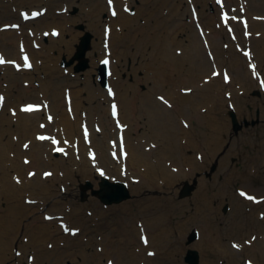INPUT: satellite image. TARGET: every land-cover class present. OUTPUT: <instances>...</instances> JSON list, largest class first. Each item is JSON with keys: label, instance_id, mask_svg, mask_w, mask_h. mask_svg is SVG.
<instances>
[{"label": "bare ground", "instance_id": "6f19581e", "mask_svg": "<svg viewBox=\"0 0 264 264\" xmlns=\"http://www.w3.org/2000/svg\"><path fill=\"white\" fill-rule=\"evenodd\" d=\"M23 1L28 2V0ZM192 1L195 2V0H169L171 23L175 22V28L183 33L186 32L187 38H189L188 42L184 40L183 37L180 38L183 42L186 41L184 46L181 45L176 38L170 39V34L174 33L172 30V33L168 31L170 27L163 24L164 19L161 13L162 3L156 5L154 0H142V4L137 8L135 16L123 11L129 8L131 4H135L134 0H117L118 11L115 18H112L113 16L109 14V18L100 19L98 16L99 11H105L103 7L100 10L93 7L92 12L89 13L87 26L93 31L96 38V41L93 42L94 48L97 50H105L107 48L105 43L112 46L116 44L123 46L124 52L121 55L123 59H119L120 64L117 65L119 73L127 71L126 60L128 59L127 55L130 46L133 48L132 56L134 58V67L141 68L143 66L145 69L155 70L152 75L149 74L148 70L147 72L144 71L142 77H135L134 83H126L125 80H121L116 76L115 61H110L109 73L110 75L116 76V78H110L109 85L110 88H116L117 92L113 98L107 96L105 100H108V102L101 101L100 107L99 104L94 106V111L96 114H99L100 124L102 126L101 134L94 144L98 150L96 152L94 148L96 152L94 160H91V157H84L85 150H92L91 146L87 145L84 147L82 149L83 154L74 155L72 153V148L75 146H71L73 142L72 139L65 143V141H67L66 132L69 131L68 128H71L72 122H76L74 119L76 111H73V108L78 110L80 107V101L76 100L75 93H73L72 96L70 95L71 102L68 101L65 94L64 97H60L58 101L56 98L52 100L50 102L51 104L48 106L44 105L46 104L44 100L42 107L32 112L21 111V105L19 103L18 111L16 112L18 120L17 129H23L24 132L18 137L17 142L20 143L22 139H30L33 131H35V134L34 139L30 140L28 148H26V150L23 149L24 147L19 148L17 154L13 156V158L10 157V159L15 165L14 168L18 176L26 180L25 185L27 186V192L34 195L30 198L42 203L43 207L41 212L43 213L46 210L49 211L50 213L46 214H49L52 219H47L48 221L44 222L41 220L40 215H37L33 217L32 221L26 222L24 220L28 214L26 206L20 202L18 197L14 205H7L6 209L0 206V252L2 255L11 248L14 242L24 245L23 239L21 238L22 233H24L28 237L30 234L29 240L38 243L40 246L39 252H37L36 255V263L33 264H64L67 260L73 261L74 264H93L94 262L95 264H108L109 261H112V264H139V260L142 257L140 252H135L134 249L127 252L119 239H112L109 236L107 237V235L103 239L102 233L99 232L103 228L102 225L96 223L94 228L88 227V219L86 216L84 217L85 222L82 220L75 221L81 222L82 225L85 226L87 232L84 231L82 225H77L79 231L76 237H71L70 234H63V232H65V227L70 230L71 225L75 224L73 221V217L77 216L75 205L78 209L81 206L78 203H74L69 198H65L64 201H61V196L63 194L61 189L63 190L66 183L65 177L71 179L70 172L72 164L75 163L78 165L75 169L77 178L80 176L87 177L89 175H95L98 178L103 175L116 176L117 178L126 180L135 189L136 193L139 194L145 189L159 190L166 188V185L170 186L181 182H183V185L187 184V182L193 179L194 170L208 166L222 157L220 160V168L221 174L225 177V181L221 187L215 186L217 183L216 179H214L212 183L200 179V182L198 181L199 185H197L198 188L195 193L192 192L194 194L190 196L191 199L187 196L177 202L174 193L170 194V198L165 199H158L161 197H154L155 195L148 197L141 196V198L137 200V204L133 202L128 205L127 203L114 209V211L118 213L130 209V213L127 217L120 220L118 231L123 234L126 233V242L135 243L142 229L151 232L152 235L157 230L165 228L164 230L167 231L175 225L174 228L178 232L185 233L187 228L195 224L200 233L196 245L203 252L202 264H221V259H225L228 264H240L238 258H242V255H251L254 259L257 255L260 264H264V218L256 219L252 213H243V203L240 198H237L236 192L231 187V178L234 172L229 166V159L234 151L231 149V146L223 140L217 141V136L223 138L224 135L228 133L229 128L228 121L221 118L223 105L228 101L243 99L242 95L254 86L258 85L259 88L264 90V47L257 49L254 53L256 60L253 59V53L250 57L242 53L245 57L243 66L240 58H233L234 60H231L230 67L240 73V75L237 74L238 79L236 83L238 85L235 88H231L234 79L229 75L228 82L226 83L225 76L227 75L224 73L225 70L221 68L225 66L223 63L224 59L221 57V48L226 44L220 45V37L222 35L220 28L219 30L212 27L206 29V27L201 24L204 20L202 17L203 12L200 10H193L191 12V7L193 6ZM226 1L224 0L225 9L233 3H244L245 12L251 11L253 14L259 12L261 16H264V0L258 5H255V0H248V3L244 0ZM1 2H3V0H0V3ZM51 2L49 4H51ZM148 2L150 6H148ZM28 4L31 5L30 3ZM153 5L154 8L152 7ZM216 7L218 8V6ZM48 8L52 10L51 5ZM48 8H46V13L44 9L37 11V13H40V18L36 20H39L37 23L40 22V25L35 27L28 35L24 34L21 30L26 24L24 21H20L17 27L18 29L6 32L0 31V52H2L0 57L7 53L9 60L19 58L24 62V53H29L32 57V63H34V61L36 63V55H38L39 52L34 50V45L32 47L33 49H31L30 44L33 41L34 44L40 43V39L37 36L38 30L40 28L46 29L47 25H50L48 23L44 24L46 18L55 17V13L50 12ZM0 9L3 14L0 16V19L16 17V13L11 11L10 6L4 7L0 5ZM194 11L196 14H193ZM21 14L22 12H20V16L23 17ZM140 18H142V22H138ZM230 18L228 22H230ZM209 19H213V17L210 16L205 19L207 28L208 23H210ZM81 20H84V18ZM106 21L110 23L111 37L108 36L110 40L105 39L107 36L104 34L106 32L104 27H108L104 25ZM262 21H264L263 17H259L258 22L253 21L252 17H250L247 24L248 29H251V31L259 29L262 31L260 28ZM197 24L201 25L204 36L198 33ZM118 25H120V27L117 29ZM121 27L122 32H117L121 30ZM160 28L164 29L165 35L158 36L157 31ZM53 29L55 28L50 29L49 34L50 44L43 45L45 49L43 48L41 51L47 55V59H52L50 51L57 47L52 37ZM86 34L91 35L92 41L93 35L90 32H86L81 37ZM235 34L232 39L238 40V44L239 41L243 43L258 41L255 43V46L264 44V33L253 35V33L250 32L248 38L244 37L243 39H240L239 33L235 32ZM206 40L208 41V45H204ZM233 43L236 47L237 44L235 41ZM24 45L27 51L22 52L19 49L24 47ZM214 47H217L216 50ZM178 48H182V50L178 52ZM58 49L65 51L64 53L70 50L67 48V45L65 47H58ZM209 52H213L212 57L216 58L215 63L217 66H221L219 69H222V71L219 76L223 79L222 81H219L220 78L214 75L210 77H204V75L201 77V73L205 72L208 67H212L213 65L207 57ZM258 55L261 56V58L258 59ZM233 56L235 57V54H233ZM124 61L125 64H123ZM0 69L4 71L3 76L0 78L2 81L0 82V86L2 84L5 86L7 85L9 87L8 92L10 96L16 95L17 93L16 96H20L21 93L24 94L28 90L34 88L26 78L19 75L21 72L17 73L14 68L8 64L5 66L0 64ZM52 69L47 66L43 67L46 74L51 73ZM2 71H0V73ZM214 71L215 70H213V72ZM126 73L130 76L128 71ZM160 75L161 77L158 78ZM49 76L50 75L46 76V78ZM199 79L204 82L202 86L199 84ZM260 79H262V81H260ZM148 81H151L153 85L151 84L147 91L144 90L142 92L137 85L141 82L146 83ZM246 81H248V84H246ZM226 84L228 87L225 86ZM223 88L225 90L221 92ZM187 89L191 91L187 93ZM64 90L65 89H63V92ZM183 90L184 94L182 93ZM19 91L21 93H19ZM105 94V89L100 88L99 95L102 96ZM2 95V90L0 88V96ZM159 97H164L168 103L165 104ZM108 98H111V100ZM62 99L64 100V107H66L67 103V110L64 109L61 104ZM112 101H116V108L120 111L118 118L124 124L125 149L123 150V154L125 157L120 153L118 140L119 130L115 127V119L112 117L107 119L106 116L108 111L110 113ZM0 104H2L1 107L4 108L11 105V103L6 100H3ZM47 109H50L48 113ZM138 109H142L149 116L151 133L139 135L143 131L139 132L138 137H142V139L132 148L128 135L129 125L132 126V118L136 116ZM42 111L48 117L51 116L49 114H51L52 111L54 113L52 119L49 120L48 117L45 116L41 120ZM205 111L208 112L207 115L204 113ZM238 112L241 114L246 113L242 108H239ZM177 113H183L187 120L184 119L182 121L181 114L177 115ZM85 114H89L88 109ZM104 118L106 122L103 121ZM87 120L89 121L90 117H88ZM37 121L39 124L38 126L36 124ZM185 121L189 122V124ZM146 122H148V117L144 123ZM230 122L232 124V121ZM112 123L114 124V128ZM92 124L93 122L89 123L88 127L91 128ZM195 124H197L198 127H196L197 125L195 126ZM41 125H44V127H42L44 129V132H42L43 134H50L51 136L60 138L59 145L64 149L60 155H53L55 152L51 140L39 142L35 138L36 133H39L36 129L37 127L41 128ZM143 128L144 125L138 122L132 126V130L137 131ZM86 130L88 129L86 128ZM143 135L147 136V138ZM114 138H116V141H114ZM260 139L261 143H264V137H260ZM242 140L248 143V146H252L256 145L254 143L257 139L253 140L248 136L242 137ZM154 142L158 143L154 145ZM188 150L193 152V156L190 157L186 155ZM261 150V152L264 153V149L262 148ZM117 152L119 154H117V158H115L114 153L116 154ZM22 153H27L30 156L29 158L31 160L28 164H25L23 161L20 163L19 157ZM67 153L70 155L69 159H63L62 155ZM91 153L93 152H90L89 156ZM50 158H54L55 162H50ZM248 161L264 162V156L260 153L254 156L251 155ZM59 168L65 172L64 178L58 177L54 179L51 177L46 179L44 177L43 172H45V169L49 170V173H52L54 171L58 172ZM132 168L136 172H132ZM5 169H7L6 173L10 174L8 166L5 167ZM27 172H32L34 175L29 176ZM252 174L253 173L250 172L247 176ZM243 187L244 189H252L246 182L243 183ZM8 188L9 184L6 190ZM255 191L260 193L261 190ZM225 197L230 201L231 209L226 215L228 216L226 221L223 226H221L215 219L218 207L213 208L212 203L215 198H220L222 200L221 202H223ZM147 198L150 200H159L160 202L164 201L163 204L161 203L160 208L163 207L165 210L185 209L186 211L184 213H179L178 218L174 221L167 220L168 216L165 211H160L162 215L158 217H147L144 213V209H139L141 205L145 204L143 201ZM192 200L196 205V213L194 215H189L187 213V206L193 202ZM245 201L247 202V200ZM49 203H53L52 208L48 207ZM57 203H70L72 205L71 212L67 213L64 210L56 209L55 204ZM90 204L93 205L99 218L106 215V212L98 206L94 199H91ZM141 216L144 218L143 221L140 218ZM126 221L127 230H125L126 224H124ZM141 223H143L142 226ZM130 226H132L131 229ZM82 233L84 235H81ZM253 237H255L254 240L252 239ZM102 239L104 242H101ZM60 240H65V245L60 244ZM148 240L150 244L151 240ZM165 240V233L158 235V246L163 245ZM177 244L178 242L176 241V245ZM234 244L239 247H233ZM49 245H51V247H49ZM91 245L93 249L89 251V246ZM179 250L180 246L172 248L167 254L165 262H167V264H172V260ZM212 250H214V253H212L213 256H210ZM215 256H217L218 259H215ZM177 262L178 264L180 263L179 259ZM26 264H29V262L27 261ZM255 264L257 263L255 262Z\"/></svg>", "mask_w": 264, "mask_h": 264}, {"label": "rangeland", "instance_id": "374dc122", "mask_svg": "<svg viewBox=\"0 0 264 264\" xmlns=\"http://www.w3.org/2000/svg\"><path fill=\"white\" fill-rule=\"evenodd\" d=\"M52 1V2H51ZM114 5L113 7L118 9L117 6V0H113ZM140 1V2H139ZM226 1V0H225ZM248 3V0H244ZM51 2V4H49ZM135 4H131L126 11L130 13L131 15L136 14L137 8L139 5L142 4V0H134ZM155 4L158 5V3H162L161 6V13L163 15L164 22L163 24L167 25L170 27L168 31H170L174 34H170V39L176 38L177 41L181 43V45L184 46V43L186 41L188 42L189 38H187V33L186 32H181L178 29L175 28V22L171 23L170 21V15H171V10H170V2L169 0H154ZM227 2V1H226ZM262 2V0H255V5H258ZM30 3L31 5H29ZM0 5L6 7L10 6L11 11L16 13V17L14 18H1L0 19V31H9V30H14L16 28H5L6 25H17L22 21L20 12L32 14V12H37L41 9L45 10V13L47 12V9L50 5L52 6V10L48 8L50 12L55 13V17H48L45 19L44 24L48 23L50 25H47L46 29L40 28L38 30L37 36L40 39V43L34 44V41L30 44V48L33 49V45L35 47V51L39 52L38 55H36V63L28 62L31 64L32 69H23L21 71L20 76L23 78H26L28 82L34 87L33 89L28 90L26 93L22 94L20 96L16 95H9L8 92V86L6 85H1L0 88L2 90V96L3 100L11 103L10 106L7 108L1 107L2 104H0V206L1 208L6 209L7 205H14L16 202V198L18 197L20 199V202L23 203L24 206H26L27 210V216L24 218L26 222L32 221L33 217L40 215V218L42 221L47 222L48 220L45 218L46 216H50L49 211H44L43 213L41 212V209L43 207V204L40 203L37 200H34L30 197H33L34 195L27 192V186L25 185V179L22 178L21 176H18V173L16 172L14 168V163L10 159L13 158L17 154V150L19 148H23L25 144H29L31 139H34V134L35 131L32 133V137L30 139H22L20 143L17 142L18 137L24 132L23 129L18 130L17 129V117H16V112L18 111V106L19 103L23 104L27 101H36V102H41L44 104V100L46 101V106L51 104L50 102L56 98L58 101L60 97H64L65 94H68L69 96L73 93H75L76 100L80 101V107L78 110L76 108H73V111H76V116L75 120L76 122H72L71 128L66 132V140L69 142L72 139V144L71 146H75L72 148V153L75 155L83 154L82 149L86 147L87 145L92 147V150H85L84 157H92L93 155L96 156V152L98 151L97 148L94 146L96 139L98 136H100V132L102 129V126L100 124V118L99 114H96L94 111V106L99 104V107L101 106V101L108 102L107 96H108V89H105L100 82L98 81V67L99 64L102 62V58L105 54L110 55L111 59L115 61L116 65V72L118 78L121 80H125L126 83H134L135 77H142L143 72H147L148 69H145L143 66L141 68H136L134 67V58L132 56L133 54V48L130 46L129 52H128V59L126 60V69L130 73V76L124 71L122 73L118 72L117 65L120 64L119 59H123L121 56L122 53L124 52L123 46L122 45H109L108 43H105L106 48L105 50H97L93 46V42L96 41V38L93 34V31L87 26V21H88V16L89 13L92 12L93 7L98 8L100 10L102 7L105 11L100 10L99 11V17L100 19H105L109 18V3L107 0H28V2H24L23 0H3V2L0 3ZM193 7H195L196 11L200 10L203 12V26L206 27V29L209 28H216L221 31V37H220V45H225L221 49L222 54L221 57L224 59V67H221L220 65L217 66L215 63V59L213 58V52H209L207 57L213 64L212 67H208L207 70L203 73H201V77H210L213 75V70L218 71L221 73L222 69H224L226 72L229 73L232 79H234L233 83L231 84V88H235L238 84L236 83V80L238 79V75L240 73L236 72L235 69L230 67V62L231 60L240 58L243 66V62H245V57L242 54V51L244 53V49L249 47L252 49V53L257 51V49H261L264 47V44H259L258 46H255V43L258 42H241L238 40L232 39L234 37L235 32L239 33L240 39L244 38V33L243 29L240 25V16L242 15V12H240L241 7H245L244 3H233L230 6H227L226 9L228 10L231 18H230V26L229 25H222L219 17V12L220 8H217L216 5V0H195V2L192 1ZM148 6H150V3L148 2ZM154 8V5L152 6ZM245 9V8H244ZM246 10V9H245ZM0 9V16L3 14L1 13ZM108 11V15H107ZM118 11V10H117ZM122 11V10H121ZM192 12V11H191ZM190 14V13H189ZM111 15V14H110ZM245 15L248 16V19L252 17L253 21L258 22L259 17H263L259 14V12H256V14H253L251 11H247ZM112 18H115L116 15H112ZM210 16L213 17V19H209L210 23H208V28L207 24L205 23V19L209 18ZM235 17V19H233ZM40 18V13L39 17ZM37 18V19H38ZM84 18V20H81ZM39 20H32L29 22H26V24L21 28L22 32L26 35L30 34L35 27L39 26L40 22L37 23ZM138 22H142V18L138 20ZM255 22V23H256ZM42 24V25H44ZM109 22L106 21L104 25L108 27H104V30L106 29V32L104 33L107 37L105 39H109L111 37V29L109 27ZM120 27V25L117 26ZM55 28L60 31L59 34L57 35H52L54 38V42H56L57 47L54 50H51V58L52 59H47V55H45L44 52H41L42 49L44 48L43 45H48L50 44V29ZM116 28V27H113ZM262 31L259 29H254L255 31H251V29H248L249 32H252L253 35H259L260 33H264V21H262V25L260 26ZM172 30V31H171ZM86 32H90L93 35V39L91 41V48L89 52L87 53V57L89 58V63L90 66L88 69L82 72H75V66L78 64V60H75L72 64H67L66 66H63V61L65 60L66 62H69L73 57L76 52V45L79 43L80 37L85 34ZM117 32H122V27L120 31ZM158 36H163L165 35L164 29L160 28L158 31ZM47 33V35H46ZM168 34V33H166ZM236 35V34H235ZM110 36V37H108ZM181 37L186 40L185 42L180 39ZM236 39V36H235ZM256 39V38H255ZM264 39V35H263ZM237 44L236 47L233 45L234 42ZM108 42V41H107ZM224 42V43H222ZM203 43V42H202ZM261 43V42H259ZM67 45V48L70 50L64 53L65 51H61L58 49V47H65ZM204 45H208V41L206 40L204 42ZM217 47H214L216 50ZM45 49V48H44ZM20 51L24 52L27 51V49L24 47H21L19 49ZM182 50V48H178V52ZM214 50V52H215ZM41 52V53H40ZM62 52V53H61ZM64 53V54H63ZM2 54V52H0ZM47 54V51H46ZM235 54V57L233 56ZM6 55H8L6 53ZM261 55V54H259ZM258 55V59L261 58V56ZM57 59V60H55ZM233 59V60H234ZM254 60H256L255 55H254ZM257 63V62H256ZM125 64V61L123 62ZM47 66L52 69L51 73L46 74L45 71L43 70V67ZM245 66V65H244ZM221 67L222 69H219ZM94 69V71H93ZM244 69V67H243ZM2 71V69H0ZM149 74L152 75L155 70L149 69L148 70ZM4 71L0 73V78L3 76ZM34 73V75H33ZM50 75L48 78L46 76ZM114 75H109L108 73V86L110 78H116ZM263 76V75H262ZM161 77L158 76V78ZM219 77L220 76H215ZM201 79V78H200ZM199 79V84L202 86L204 83L203 80L200 81ZM204 79V78H203ZM222 81L223 79H219V81ZM249 80V78H248ZM0 82H2L0 80ZM227 83V82H226ZM151 81H148L146 83H139L137 85L139 89L143 92L144 90H148L149 86L151 85ZM246 84H248V81H246ZM153 85V84H152ZM228 87V85H225ZM103 88L105 89L106 94L105 95H99V89ZM63 89L64 92H63ZM111 90L116 91V88H111ZM189 89L186 90V92ZM224 88L221 89V92H224ZM39 93V94H38ZM184 94V90L182 92ZM39 95V96H38ZM57 95V96H56ZM70 96V97H71ZM243 99H239L237 101H228L223 105V110L221 111V118L225 119L228 121V133L224 135L223 138L221 136H217V141L223 140L225 143H227L229 146H231V149L234 151L233 154L230 156L229 159V166L233 170L234 174L232 175L231 178V187L232 189L236 192L237 198H240V200L243 203V213H252V215L256 219H262L264 218V162H250L248 161V158L251 155H256L260 153L261 155L264 156V153H262L261 149H264V143H261L260 137H264V90L260 89L259 86H254L250 88L247 92H245L242 95ZM111 100L110 98H108ZM169 99V98H168ZM167 99V100H168ZM110 103V101H109ZM62 106L64 107V100L62 99ZM173 104V103H172ZM239 108H242L245 110L246 113L241 114L238 112ZM64 109L67 110V103L66 107ZM87 109L89 111V114L87 113ZM234 109L237 113L238 119L240 124H242V130H240L238 133H235L232 130V124H231V118L229 117V110ZM50 111V109H47V113ZM63 112L66 114V112L63 110ZM14 113V114H13ZM206 115L208 112H204ZM51 114L54 115V113L51 111ZM181 114L182 116V121L186 119L183 113H177ZM45 113L42 111L41 114V120L45 117ZM107 119L111 115L108 111L106 114ZM47 117V116H46ZM90 117V120L88 121L87 118ZM148 117V122L144 123ZM178 119V118H176ZM106 122V119L104 118L103 120ZM36 122V121H35ZM91 128L88 127L89 123H92ZM136 122L143 124L144 128L141 129L140 131L137 130H132V126L136 124ZM174 122V121H172ZM187 122V121H185ZM248 122V125L247 123ZM253 122V123H251ZM132 126L129 125V141L131 143V147L135 146L141 139L142 137H138L139 132L143 131L141 134L144 133H151V127H150V122H149V116L144 112L142 109H138L136 112V116L132 118ZM189 124V122H187ZM37 126L38 121H37ZM197 124H195L196 126ZM112 126L114 128V124L112 123ZM131 126V127H130ZM198 127V125L196 126ZM87 130V137L85 136V129ZM192 129V127H191ZM38 132H44V129L41 127H37ZM145 136V135H143ZM250 136L251 139H257L252 146H248L249 144L246 143L245 141L242 140V137H248ZM147 138V136H145ZM114 141H116V138H114ZM158 142H154V145H156ZM38 145V144H37ZM40 145V144H39ZM236 145V147H235ZM36 146V145H35ZM262 147V148H261ZM94 148L96 149V152L94 151ZM26 150V148H23ZM91 155L89 156V153ZM95 153V154H94ZM118 153V152H117ZM116 153V154H117ZM119 154V153H118ZM187 156H193V152L191 150H188L186 152ZM25 156V157H24ZM63 159H69L70 155L69 153L63 154ZM110 156V155H109ZM136 156V155H135ZM30 156L27 153H22L19 157L20 163L24 160V158H29ZM49 157V156H48ZM133 157V156H132ZM222 157H220L216 162L209 164L208 166L201 167L199 169H196L193 171L192 180L189 181V183H192L194 179L200 182V179L202 181L206 180L208 183H212L214 179L217 180V183L215 186L221 187L225 181V177L221 174V168H220V160ZM31 160V159H30ZM92 160V159H91ZM30 162V161H29ZM50 162H55L54 158H50ZM64 162V160H63ZM171 162V161H169ZM65 163V162H64ZM2 166V167H1ZM8 166V170L10 172L6 173L7 169L5 167ZM75 167V168H74ZM78 167L77 164L73 163L71 166V172H70V178L65 177V185L64 189L61 191L63 192L61 196V201H64L65 198L71 199L74 203L80 204V208L78 209L77 206L75 205L77 216L73 217V221L75 224L71 225V229L69 231L63 232V234H70L71 237H76L77 233L79 231V227L77 225H82L81 222L77 221H84V217L88 219L87 226L90 228H94L95 224H101L102 229L99 231L102 233L103 239L107 235L112 239H119L122 244L124 249L127 252H130L131 250L134 249L136 252H140L142 254V257L139 260V264H167L165 262V258L169 251L174 248L175 246H180V250L178 253L174 256V259L172 260V264H178L177 260L179 259L180 263L179 264H187L184 261V256L186 254L187 249H196L199 252L200 255V264H202L203 260V252L202 250L197 247L196 242L198 241L199 237V230L198 227L193 224L189 228L186 229L185 233L178 232L173 225L171 228H169L167 231H165V228H162L160 230H157L154 234L151 235V232L142 229L140 234H138L136 242L135 243H128L126 242V233H120L118 231V228L120 226V220L125 219L127 215L130 213V209L125 210L122 213H118L114 211V209L121 207L125 204L128 203L131 204L135 202L137 204V200L141 198V196H151L155 195L154 197H161L158 199H165V198H170L172 193L175 194L176 196V201L179 202L181 201L182 195L181 192L183 188L185 187V184L183 185V182L181 183H176L172 185H166V188L159 189V190H150V189H145L142 193H136L135 189L126 181L120 178H117L116 176L113 177L112 175H104L105 177H108L112 181H120L124 182L128 190L130 192V197L123 202L119 204H105L103 203L97 195H95V191L100 188L99 184L101 182L102 178H98L95 175H89L87 177H82L80 176L79 178L76 177V171L75 169ZM138 167V166H135ZM119 168V167H118ZM126 168V167H125ZM134 168V167H133ZM132 172H136L133 170ZM44 169V168H43ZM212 169V170H211ZM28 170V169H27ZM45 169V172L49 173V170ZM26 172V171H25ZM43 172V173H45ZM51 172V171H50ZM124 172V171H123ZM253 173L250 176H247L249 173ZM29 172H27L28 175ZM219 174V175H218ZM44 175V174H43ZM53 175V176H52ZM65 172L59 168L58 172L54 171L51 173L49 176L44 177L47 178H64ZM27 177V176H26ZM28 178V177H27ZM19 181V182H17ZM5 182V183H4ZM91 183V187L86 189L84 191V186L87 185V183ZM246 182L247 185H250L252 189H244L243 183ZM9 184V188L6 190V187ZM2 186V187H1ZM165 186V185H164ZM75 188V190H74ZM198 187L196 186L194 189V193ZM74 190V191H73ZM214 190V187H213ZM255 190H261L260 193H257ZM241 191H246L245 193H251L253 197L258 198L260 200L259 203H254L253 200H247V202L244 200V196L240 195ZM86 193V196L84 197L83 193ZM194 193H192L190 196H192ZM165 196V197H163ZM188 196V197H190ZM91 199H94L98 206L106 212V215L104 217L99 218V216L96 214V211L94 210L93 205L90 204ZM191 199V197H190ZM29 201H34V203H30ZM193 201V200H192ZM220 198H215L212 203L213 208L218 207V211L215 214V219L219 222L221 226H223L224 222L226 221L227 217L226 216L231 209V204L230 201L226 199H223V202ZM143 202H145L144 205H141L139 209H144V213L147 215V217H158L162 215L160 211H165L166 215L168 216L167 220L174 221L178 218L179 213H184L186 210H173V209H166L165 208H160L161 203L163 204L164 201L160 202L159 200H150V199H145ZM84 205V206H83ZM48 207L52 208L53 203H49ZM227 207V208H226ZM55 208L59 210H64L67 213H70L72 210V205L70 203L63 204V203H57L55 204ZM89 208V209H88ZM226 208V211L224 210ZM187 213L189 215H194L196 213V205L195 202H191L187 206ZM32 215V216H31ZM141 220L143 221L144 218L141 216ZM40 220V219H39ZM77 220V221H75ZM85 222V221H84ZM127 221L124 223L126 224ZM143 223H141V226ZM83 226V225H82ZM84 231H86L85 226ZM132 226H130V229ZM73 230H78L73 233ZM127 230V224L126 228ZM196 231L198 234L197 239L192 243L187 245V238L188 235L192 231ZM161 233H165L166 240L163 245L158 246V235ZM145 234L149 237L151 240L150 244H144L142 242L141 235ZM81 235H84L83 233ZM24 245L14 242L9 250H7L3 255L0 252V264H26L29 258L30 261L29 264L36 263L35 261L37 260V252H39L40 246L36 242H31L30 239V234L29 237L22 233V237ZM101 240V242H104V240ZM176 241L178 244L176 245ZM60 244L65 245V240H60ZM93 249L92 245L89 246V251ZM17 253H20L17 255ZM149 253H152V255H149ZM214 250L210 253V256H213ZM249 256V257H247ZM240 257V255H239ZM178 258V259H177ZM215 259H218L217 256H215ZM238 262L240 264H246V262H251V264H260L258 256L256 255L255 259L251 255H242V258H238ZM242 259V260H241ZM77 260V259H76ZM78 261V260H77ZM221 264H228L225 259L220 260ZM46 264V263H43ZM64 264H74L73 261L67 260ZM95 264V262L93 263Z\"/></svg>", "mask_w": 264, "mask_h": 264}, {"label": "water", "instance_id": "95a60500", "mask_svg": "<svg viewBox=\"0 0 264 264\" xmlns=\"http://www.w3.org/2000/svg\"><path fill=\"white\" fill-rule=\"evenodd\" d=\"M77 50L74 55V58L68 63L72 64L74 60H78V64L75 66L77 72L86 70L89 67V59L86 57L87 51L91 48V35L86 34L80 39V43L76 46ZM67 63L66 61L64 62ZM99 71V80L103 86L107 85V71L106 65L101 64L98 69ZM233 131L238 133L242 130V125L238 122L236 113L230 112ZM254 124V123H253ZM196 181V180H195ZM91 184L89 183L88 186ZM86 189L88 187H85ZM194 185H185L182 190V196H188L192 194L194 190ZM95 193L98 194L100 200L105 204H119L122 201L130 197V192L127 186L122 182H111L107 178H103L100 182V190H97ZM196 239V234L192 233L189 237V243L193 242ZM184 261L187 264H200V255L199 252L195 249H188L187 255L184 258Z\"/></svg>", "mask_w": 264, "mask_h": 264}, {"label": "snow or ice", "instance_id": "6c2138e0", "mask_svg": "<svg viewBox=\"0 0 264 264\" xmlns=\"http://www.w3.org/2000/svg\"><path fill=\"white\" fill-rule=\"evenodd\" d=\"M218 2H219V0H218ZM108 3H109V5H111V4L113 3V0H108ZM125 10H127V8H126ZM22 15L24 16L25 19L28 18L27 13H22ZM37 15H39V13H37V12H33V13H32V16H37ZM112 15L115 16V15H116V12L113 11V12H112ZM225 19H226V14H225ZM233 19H235V17H233ZM5 27L16 28V27H18V26H17V25H6ZM46 35H47V33H46ZM53 35H57V33H56V32H53ZM23 59H24V67H25V68H30V67H31V64L28 62V57H27V56H24ZM5 62H6V61H5L2 57H0V64H3V63H5ZM7 62H8V63H15L14 61H7ZM102 63L107 64V63H108V60L105 59L104 61H102ZM16 67L19 68L20 65L17 64ZM216 74H217V73H215V72L213 73V75H216ZM225 79H227V76H225ZM188 91H190V90H188ZM109 94H110V95L112 94V90H111V89H109ZM3 99H4L3 96H0V102H2ZM159 99H160L161 101H163L165 104L168 103V102L164 99V97H159ZM39 108H40V105H31V104H30V105H27V106L23 107L21 110H22V111H25V112H32V111H35V110H39ZM13 114H14V113H13ZM112 114H113V116L116 115V105H115V104L112 105ZM48 119L51 120L52 117L49 116ZM118 126H119V124H118ZM41 127H44V125H41ZM85 136L87 137V130H86V129H85ZM37 138L40 139V140L50 139L51 142H52L54 145L59 143V141H57L54 137L38 136ZM65 143H67V141H65ZM24 147H25V148H28V144H25ZM55 151H57V152H63L64 149H63V148H59V147H57V148H55ZM114 155H115V153H114ZM25 163H28V161L25 160ZM28 175H29V176H33L34 173L29 172ZM44 175H45V176H49V175H51V173L45 172ZM17 182H19V181H17ZM240 195H241V196H246L247 194L244 193L243 191H241V192H240ZM247 199H249V200H254L255 197H253V196H247ZM29 202H30V203H34V201H29ZM45 218H46V219H52L51 217H45ZM64 230H65V231H69V229H68L67 227H65ZM75 231H78V230H73V233H75ZM252 239L254 240L255 237H253ZM145 243H147V240H146V239H145ZM249 243H250V241H249ZM49 247H51V245H49ZM233 247H239V246L234 244ZM19 254H20V253H17V255H19ZM149 255H152V253H149ZM30 259H31V258H30ZM108 264H112V261H109ZM248 264H251V262L249 261Z\"/></svg>", "mask_w": 264, "mask_h": 264}]
</instances>
